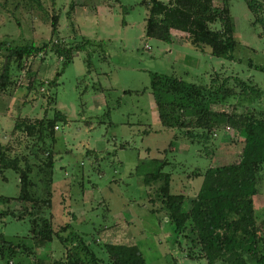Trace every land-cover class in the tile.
<instances>
[{"label": "rangeland", "instance_id": "374dc122", "mask_svg": "<svg viewBox=\"0 0 264 264\" xmlns=\"http://www.w3.org/2000/svg\"><path fill=\"white\" fill-rule=\"evenodd\" d=\"M253 2L259 4L258 13L250 0L214 1L216 7H228L237 39L227 55H214L208 45L192 44L184 31H174L172 42L148 36L144 0H41L40 6L29 0H0V44L6 41L0 48V70L9 44L88 42L57 79L63 59L52 50L26 58L20 69L12 62V83L0 97V143L11 147L10 156H27L34 164L44 158L42 144L16 131L15 122L53 117L56 110L66 116L56 127L52 206L45 213L55 234L74 231L84 236L106 264L108 253L95 239L135 243L148 264H174L173 258L178 264H207L197 234L189 229L178 235L167 219L158 195L160 181L146 177L166 160L171 162L164 170L173 173L172 189L185 194L184 206L189 208L202 178L187 179L186 171L238 160L244 135L223 122L206 147L186 139L174 142V133L181 129L163 123L153 95V74L175 75L212 90L225 82L231 94L213 102V110L264 114V0ZM213 27L221 28V22ZM164 113L168 123L173 121L169 124L176 123L179 109L169 105ZM183 116L197 123L191 111ZM257 188L256 213L262 219L264 169ZM19 194V175L7 169L0 174V196L11 201L0 202V232L35 253L11 256L0 246V264H66L65 251L73 244L65 245L55 235L44 246L34 245ZM66 224L71 226L64 230Z\"/></svg>", "mask_w": 264, "mask_h": 264}, {"label": "trees", "instance_id": "16d2710c", "mask_svg": "<svg viewBox=\"0 0 264 264\" xmlns=\"http://www.w3.org/2000/svg\"><path fill=\"white\" fill-rule=\"evenodd\" d=\"M29 1L41 5V0ZM214 1L144 0L149 8L146 34L172 42L173 30L184 31L189 34L190 41L195 46L208 45L214 55H227L237 45L235 26L228 7H216ZM258 5L250 0L249 6L256 13L260 9ZM52 18L53 31L57 32L58 16L54 15ZM217 21L221 22V28L213 27ZM87 43L85 41L68 45L49 39L42 44H9V52L0 70V97L12 83V62L20 69L26 58L52 50L63 59L62 69L55 78L57 79L73 60L75 52L83 49ZM4 45L6 41L1 42L0 48ZM152 90L162 111L160 115L163 123L181 129L178 134L174 133V142L186 139L191 143L207 146L213 139L214 130L223 122L244 135L238 160L211 165L205 170L196 167L190 173L186 171L187 179L202 178L201 186L189 208L184 206L185 194H177L172 189L173 173L164 170L171 162L166 160L159 171L147 175L146 180L160 181L158 195L174 230L178 235L187 234L189 229L197 234L200 254L207 264H264V218H258L254 200L258 193L257 183L264 169V114L213 110V102L217 103L231 94L225 82L212 90L175 75L154 73ZM252 92L259 94L260 91L253 88ZM169 95L172 99L168 100L166 96ZM169 105L179 109L174 124H169L173 121L168 123V116L164 113ZM187 110L196 115V124L184 119L183 114ZM61 120H66V116L59 110L55 111L53 117L17 119L14 129L25 133L26 137L36 139L37 144L40 142V149L45 155L39 163L34 164L30 157L10 156L8 153L11 147L0 143V174L12 169L19 175L20 194L17 199L24 205V218L28 217L30 220L34 245L44 246L57 235L65 245L69 242L73 244L72 249L65 251L66 264H106L98 255L96 246L84 236L74 231L68 236L57 232L55 234L52 218L45 215L52 206L56 156L53 147L57 139L56 127ZM47 140H50V144ZM7 201H11V198L0 196V202ZM14 213L15 210H12L11 214ZM4 214L7 216L10 212L6 211ZM70 226L71 224H66L64 230ZM4 236L0 232V246L4 254L9 252L11 256H15L21 251L31 255L34 252L24 242L13 243ZM94 242L107 251L110 264H148L135 243H102L97 239ZM173 260L174 264H178L176 258Z\"/></svg>", "mask_w": 264, "mask_h": 264}, {"label": "crops", "instance_id": "0c3cea01", "mask_svg": "<svg viewBox=\"0 0 264 264\" xmlns=\"http://www.w3.org/2000/svg\"><path fill=\"white\" fill-rule=\"evenodd\" d=\"M174 31H179V30H173V33H174Z\"/></svg>", "mask_w": 264, "mask_h": 264}]
</instances>
